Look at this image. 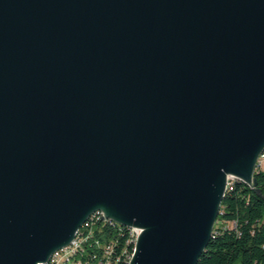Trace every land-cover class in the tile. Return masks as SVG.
<instances>
[{
	"label": "water",
	"instance_id": "obj_1",
	"mask_svg": "<svg viewBox=\"0 0 264 264\" xmlns=\"http://www.w3.org/2000/svg\"><path fill=\"white\" fill-rule=\"evenodd\" d=\"M263 153L264 0H0V264L97 211L198 264Z\"/></svg>",
	"mask_w": 264,
	"mask_h": 264
},
{
	"label": "trees",
	"instance_id": "obj_2",
	"mask_svg": "<svg viewBox=\"0 0 264 264\" xmlns=\"http://www.w3.org/2000/svg\"><path fill=\"white\" fill-rule=\"evenodd\" d=\"M94 228L95 241L115 239L116 254L120 255L130 239L126 264L134 253L132 231L123 225L103 227L100 219L84 224L80 232ZM124 229L128 231L124 233ZM88 230V231H89ZM94 253L89 246L79 247L76 257L87 261ZM90 260L88 264H94ZM198 264H264V169L256 170L255 182L248 185L236 181L227 190L221 212L214 227L213 237Z\"/></svg>",
	"mask_w": 264,
	"mask_h": 264
},
{
	"label": "built area",
	"instance_id": "obj_3",
	"mask_svg": "<svg viewBox=\"0 0 264 264\" xmlns=\"http://www.w3.org/2000/svg\"><path fill=\"white\" fill-rule=\"evenodd\" d=\"M264 163V153L261 155L259 159V165L257 169L262 168ZM256 169V170H257ZM236 182V178L230 176L228 178L227 190ZM100 219L102 226H112L119 225V222H116L112 219H109L104 212L97 211L91 215V221H95ZM89 226H85V229L82 232H79V235H76L75 239L72 243L60 250L57 251L56 256H52L47 264H88L90 260H94V264H126V255H128V246L130 239L127 238L126 246L123 252L120 255L116 254L118 242L115 239L104 240V243L100 241H95L93 243V239L95 238L94 228L92 230L87 229ZM89 230V231H88ZM137 235L142 233V229L136 227ZM124 233L127 234V229H124ZM89 246L94 253H90L91 257L87 261L81 259L79 257L73 256V249L75 247H87Z\"/></svg>",
	"mask_w": 264,
	"mask_h": 264
},
{
	"label": "bare ground",
	"instance_id": "obj_4",
	"mask_svg": "<svg viewBox=\"0 0 264 264\" xmlns=\"http://www.w3.org/2000/svg\"><path fill=\"white\" fill-rule=\"evenodd\" d=\"M236 181H240V180H237V179H236ZM90 218H91V216H90ZM90 218H89V219H90ZM89 219H88V220H89ZM88 220H87V221H88ZM87 221H86V222H87ZM86 222H85V223H86ZM85 223H84V224H85ZM84 224H83V226H84ZM119 224L122 225L121 223H119ZM83 226H82V227H83ZM123 226H124V225H123ZM82 227H81V228H82ZM126 227H129V228L131 229V231H132V236H133V240H132V241H133L134 246H135V248H134V253H133V255L129 258V262H128V264H130V263H131V260H132V258H133V256H134V254H135L137 241H138V238H139L140 235H137L136 227H134V226H132V227H130V226H126ZM81 228L78 230V232H77L76 235H79V232H80ZM78 248H79V247H75V249H73V256H75V257H76V251H77ZM56 255H57V251H56L52 256H56ZM45 264H47V263H45Z\"/></svg>",
	"mask_w": 264,
	"mask_h": 264
},
{
	"label": "rangeland",
	"instance_id": "obj_5",
	"mask_svg": "<svg viewBox=\"0 0 264 264\" xmlns=\"http://www.w3.org/2000/svg\"><path fill=\"white\" fill-rule=\"evenodd\" d=\"M262 168L264 169V163H263V167Z\"/></svg>",
	"mask_w": 264,
	"mask_h": 264
}]
</instances>
